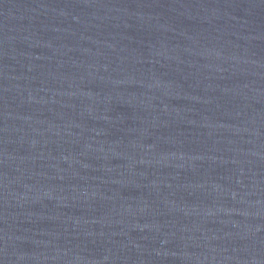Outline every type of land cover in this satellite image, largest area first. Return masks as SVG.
I'll return each mask as SVG.
<instances>
[{
	"label": "water",
	"instance_id": "obj_1",
	"mask_svg": "<svg viewBox=\"0 0 264 264\" xmlns=\"http://www.w3.org/2000/svg\"><path fill=\"white\" fill-rule=\"evenodd\" d=\"M0 264H264V0H0Z\"/></svg>",
	"mask_w": 264,
	"mask_h": 264
}]
</instances>
